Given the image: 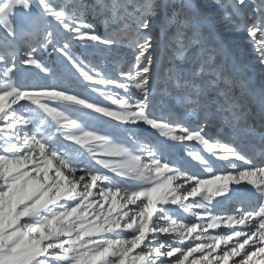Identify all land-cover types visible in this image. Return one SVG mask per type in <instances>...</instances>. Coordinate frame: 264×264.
Segmentation results:
<instances>
[{
  "label": "snow or ice",
  "instance_id": "snow-or-ice-1",
  "mask_svg": "<svg viewBox=\"0 0 264 264\" xmlns=\"http://www.w3.org/2000/svg\"><path fill=\"white\" fill-rule=\"evenodd\" d=\"M0 264H264V0H0Z\"/></svg>",
  "mask_w": 264,
  "mask_h": 264
},
{
  "label": "rangeland",
  "instance_id": "rangeland-1",
  "mask_svg": "<svg viewBox=\"0 0 264 264\" xmlns=\"http://www.w3.org/2000/svg\"><path fill=\"white\" fill-rule=\"evenodd\" d=\"M102 31V29H101ZM220 32L223 36V38L225 39V41L227 42L228 46L232 49V51L234 52V54L236 56H238L241 60L243 61H247L249 63L254 64L255 60L252 57V53L250 48H248L247 46V40L246 38L240 34V33H236L234 31H229L225 28H221ZM117 53L113 52L111 53V59L110 62L111 63H115V59L117 57ZM122 59V56L120 57ZM46 62H48L51 65V60H48L46 58ZM57 66H59L61 68V70H63V65L60 64V62L57 60ZM104 66V65H102ZM214 131V129H213ZM169 153L171 154L172 157L176 158V159H180L181 156V150L177 149V148H170L169 149ZM227 202H225L226 206Z\"/></svg>",
  "mask_w": 264,
  "mask_h": 264
},
{
  "label": "trees",
  "instance_id": "trees-1",
  "mask_svg": "<svg viewBox=\"0 0 264 264\" xmlns=\"http://www.w3.org/2000/svg\"><path fill=\"white\" fill-rule=\"evenodd\" d=\"M177 2L179 3V2H180V0H177Z\"/></svg>",
  "mask_w": 264,
  "mask_h": 264
}]
</instances>
